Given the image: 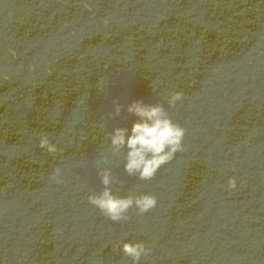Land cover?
Returning <instances> with one entry per match:
<instances>
[{
    "label": "trees",
    "instance_id": "16d2710c",
    "mask_svg": "<svg viewBox=\"0 0 264 264\" xmlns=\"http://www.w3.org/2000/svg\"><path fill=\"white\" fill-rule=\"evenodd\" d=\"M138 100L186 130L149 181L108 136ZM105 168L156 207L107 219ZM123 242L140 264H264V0H0V264H133Z\"/></svg>",
    "mask_w": 264,
    "mask_h": 264
},
{
    "label": "clouds",
    "instance_id": "9594fccd",
    "mask_svg": "<svg viewBox=\"0 0 264 264\" xmlns=\"http://www.w3.org/2000/svg\"><path fill=\"white\" fill-rule=\"evenodd\" d=\"M177 101H183L182 92H176L169 98L168 107L175 106ZM113 103L112 115L118 116L121 106L118 101ZM127 112L138 119L132 124L130 134L129 129L124 127H117L112 133H108L111 151L114 155L125 152L123 167L127 175L135 176L141 181H149L176 153L185 150L183 141L186 130L171 119L167 108L160 103L153 105L140 100L134 101L127 107ZM39 147L47 150L49 154L57 151L56 145L51 143L47 136L40 138ZM55 174L59 176L60 169L57 168ZM99 177L103 189L90 195L88 200L110 221H127L130 209H135L137 215H142L156 207L157 197L153 194L127 197L114 195L111 185L116 182V177L110 168L99 169ZM228 186L235 189V178L228 181ZM119 251L130 258L133 264H140L141 259L148 257L152 249L146 247L143 242H123Z\"/></svg>",
    "mask_w": 264,
    "mask_h": 264
}]
</instances>
